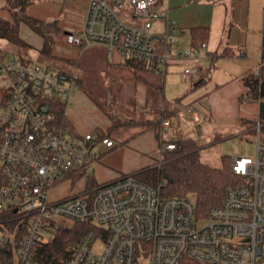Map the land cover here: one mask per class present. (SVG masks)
Masks as SVG:
<instances>
[{
	"label": "built area",
	"instance_id": "2783aa9c",
	"mask_svg": "<svg viewBox=\"0 0 264 264\" xmlns=\"http://www.w3.org/2000/svg\"><path fill=\"white\" fill-rule=\"evenodd\" d=\"M158 5L159 0H89L82 26L67 34V42L82 48L102 45L109 56L117 51L165 76L180 27L166 18L163 31L154 33V23L162 18ZM206 47L190 46L180 56L199 59ZM0 72L10 84L0 115V220L15 225L0 231V244L16 245L18 264H39V249L70 228L66 221L94 226L72 248L67 264H264L263 145L258 143L255 158H231L242 182L229 187L223 203L205 216L198 213L195 198H166L160 186L133 176L94 186L87 182L81 191L55 198L62 178L88 179L97 158L86 151L94 136L76 141L66 124L65 110L81 91L79 76L18 56L6 59L2 48ZM163 125L169 127L171 120ZM101 143L115 145L106 136ZM176 149L167 140L161 154ZM205 219L210 223L199 226ZM100 244L101 251L95 250Z\"/></svg>",
	"mask_w": 264,
	"mask_h": 264
},
{
	"label": "crops",
	"instance_id": "0c3cea01",
	"mask_svg": "<svg viewBox=\"0 0 264 264\" xmlns=\"http://www.w3.org/2000/svg\"><path fill=\"white\" fill-rule=\"evenodd\" d=\"M251 4L252 0H159L158 9L162 18L154 23L153 32L163 31L166 18L176 21L180 27L173 59L168 64L165 76L154 71L127 67L126 64L115 66L122 57L115 53L109 56L108 50L104 48L107 57L113 60L114 66L110 71L118 79L114 83L107 80L106 85L111 86V89L113 86L119 87H116L118 91L115 92L120 103H125L137 118L141 116L143 123L162 114L160 137L153 129L134 119L128 120L132 122L130 124L113 129L109 118L97 110L85 93L92 85L84 70H75L82 88L65 110L72 136L76 141L82 142L86 135L94 136V132H97L98 142H101V137L106 136L115 144L111 148L99 146L103 149V153L99 151L102 158L94 163L91 174L95 184H105L120 176H128L155 166L157 150L167 140L194 139L209 144L207 140L214 141L218 135L231 136L235 132H242V120H258L259 104L243 97L248 88L242 79L251 73H258L261 67L264 15L262 31H258L261 45L257 57L255 53L250 55L251 47L247 37L251 31L246 32L245 40L240 31L242 21L238 20L245 9L249 19ZM88 6L89 0H34L28 7L26 16L49 23L57 22L61 34L55 37L53 55L68 59L78 66L85 56L93 58L97 54L91 49L98 45L81 50L79 47L69 46L71 44L66 39L67 34L76 32L82 26ZM9 17L10 13L4 8V2L0 1V18ZM23 26L21 24L20 35L30 45L29 49L35 48L41 52L43 39ZM193 28H206L210 31L207 47L202 50L199 59L180 56V51L192 46L190 31ZM4 45L5 49L2 50L6 59L13 58L18 53L17 46ZM28 50L25 57L21 58L47 64L36 53ZM194 67V70H200V74L197 75V81L192 83L194 79L187 77L184 72ZM176 70L183 71V86L172 89L166 79ZM165 120H171L169 127L163 125ZM84 180H79L76 192L87 186L89 179L86 182ZM76 192L67 193L64 197ZM57 194L54 191L55 198H59Z\"/></svg>",
	"mask_w": 264,
	"mask_h": 264
},
{
	"label": "trees",
	"instance_id": "16d2710c",
	"mask_svg": "<svg viewBox=\"0 0 264 264\" xmlns=\"http://www.w3.org/2000/svg\"><path fill=\"white\" fill-rule=\"evenodd\" d=\"M4 2V8L10 13L9 18H0V38L5 39L18 48L28 50L30 45L20 35V27L24 22L33 32L43 39L41 54L47 58L54 57L53 48L55 37L61 34V28L57 22H44L26 16V11L34 0H0ZM192 46L199 47L206 44L210 38V31L206 28H193L190 31ZM127 66L137 70H149L150 67L140 61L125 60ZM206 75V72L203 74ZM248 92L243 96L250 102L259 104V117L256 121H245L251 125L257 122L264 123V26L261 53V67L258 73H251L242 79ZM82 88V86H81ZM86 92H89L86 90ZM89 94V93H88ZM64 105H59L58 114L64 116ZM162 114L156 115L153 120L141 121L148 128L153 129L160 137V123ZM128 120L115 119L112 128H118L130 124ZM66 124L70 127L66 120ZM72 128H70L71 130ZM228 136H216L214 141L203 144L194 139H180L174 141L177 149L165 151L162 154V161L152 167L144 168L129 176L159 187L166 198L187 197L193 195L196 200L198 213L205 216L213 207L220 206L226 196L229 187L240 184L242 179L234 175L231 168V158L222 157V166L211 167L201 161L200 151L206 145L216 143ZM165 143V142H162ZM91 186L95 185L92 177L89 176ZM3 223L0 220V231L12 230L15 225ZM94 226L88 224H75L73 228L62 229L50 244L39 249V264H67L72 248L79 239ZM0 264H18L16 257V245L12 242L0 244ZM198 264V263H189Z\"/></svg>",
	"mask_w": 264,
	"mask_h": 264
},
{
	"label": "rangeland",
	"instance_id": "374dc122",
	"mask_svg": "<svg viewBox=\"0 0 264 264\" xmlns=\"http://www.w3.org/2000/svg\"><path fill=\"white\" fill-rule=\"evenodd\" d=\"M247 1V0H245ZM250 16V23L248 19V13L247 10H243V13H240L238 20L242 21V24L240 26V31L246 40V32L251 31V33H248V43L250 42L251 52L250 55H253L255 53H258V48L260 50V41L261 36L259 35L258 31H262V25H263V15H264V0H252L251 4V10L249 11ZM247 20H248V26H247ZM23 27L28 28L31 30L24 22H22ZM239 25V24H238ZM249 27V28H248ZM239 29V26L237 27ZM8 44V46H15L12 43L8 42L5 39L0 38V48L5 49V45ZM73 46V45H69ZM77 47V46H73ZM81 50L82 47H79ZM103 46H94L91 51L93 50L95 53H97L93 58H90L88 56H85L83 60H81L80 64L78 66L74 65L73 62H70L68 59H63L60 57H50L47 58L39 52V50L29 49L32 52L36 53L38 58L40 57L44 63H47L50 65V68L53 71L58 72H65V73H73L76 69H83L84 74L86 75V78L90 80V83L92 86H90V89L87 88L89 92H85L88 98L94 103L97 110L102 112L106 117L109 118L111 121V125L114 122L115 119L124 118L126 120H139L141 121V116L136 117L133 112L129 110L125 106V103L121 104L119 97L116 95L119 89L118 86H113L111 89V86H107V80H109L111 83H114L117 79V75L115 73H112L110 71V68L113 67V60L107 57V52L104 49ZM18 53L15 54V56L18 57H25V55L28 53L26 49L18 48ZM28 50V51H29ZM115 54H118L117 51H115ZM83 56V55H82ZM253 57V56H252ZM257 57V56H256ZM259 59V57H258ZM36 61H39L37 59H34ZM258 63V60H257ZM115 64V63H114ZM126 66L125 65V59L122 57V60L120 63L115 66ZM128 67V66H127ZM196 67L191 68V70H194ZM183 71L182 70H176L172 73V76L169 75L166 79V82L169 86L172 87V89H175L182 85V80L184 79L182 76ZM187 77L193 78L194 82H196V78H198L197 75H188ZM192 79V80H193ZM196 80V81H195ZM165 81V80H164ZM9 85V81L4 77V73L0 72V115L5 112V109L1 106L3 97H4V89L7 88ZM84 88V86H83ZM116 88V89H115ZM115 89V90H114ZM89 93V94H88ZM2 94V96H1ZM74 99L72 100V102ZM256 121V120H251ZM242 132H235L231 136H228L216 143H213L211 145H206L203 147L200 151V158L201 161L210 165L211 167L219 168L222 166V157L228 156L230 158L234 156L238 157H250L255 158L258 153V143L264 146V123L262 124V130L258 131V122L256 124L251 125L248 122H241ZM98 133L94 132V138L96 139V142L94 145L90 148H88L86 151L90 152L91 155L97 156V158L92 163L93 165L96 161H98L101 157L100 153H103V149L99 147L100 145L103 146L101 142H98ZM117 145V144H116ZM158 158L155 159V164L160 163V154H161V148L157 150ZM103 156V155H102ZM102 158V157H101ZM131 175V174H130ZM129 176V175H128ZM123 177V176H120ZM80 178L78 176H74L73 178H62V182L55 187L56 192H58V197H64L65 194L75 191L76 192V186L79 182ZM87 179L85 178L84 182H86ZM85 184V183H84ZM191 198H194L193 195H189ZM210 223L209 220H201L199 222V226H206ZM76 223H73L72 221H66V225L70 228H73ZM1 235V233H0ZM102 244V243H101ZM101 244L95 249L97 251H101Z\"/></svg>",
	"mask_w": 264,
	"mask_h": 264
},
{
	"label": "water",
	"instance_id": "95a60500",
	"mask_svg": "<svg viewBox=\"0 0 264 264\" xmlns=\"http://www.w3.org/2000/svg\"><path fill=\"white\" fill-rule=\"evenodd\" d=\"M88 146H89V144L86 145V147H88Z\"/></svg>",
	"mask_w": 264,
	"mask_h": 264
}]
</instances>
